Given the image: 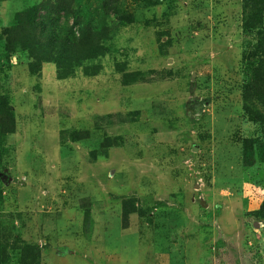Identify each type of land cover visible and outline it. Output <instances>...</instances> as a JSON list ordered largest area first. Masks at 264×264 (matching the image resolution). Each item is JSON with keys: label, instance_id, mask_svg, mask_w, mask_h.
I'll use <instances>...</instances> for the list:
<instances>
[{"label": "rangeland", "instance_id": "obj_1", "mask_svg": "<svg viewBox=\"0 0 264 264\" xmlns=\"http://www.w3.org/2000/svg\"><path fill=\"white\" fill-rule=\"evenodd\" d=\"M46 2H0V30ZM82 8L93 60L13 58L0 76L14 118L0 133L2 264L21 243L39 264H264V164L241 161L260 135L241 96L242 1Z\"/></svg>", "mask_w": 264, "mask_h": 264}, {"label": "trees", "instance_id": "obj_2", "mask_svg": "<svg viewBox=\"0 0 264 264\" xmlns=\"http://www.w3.org/2000/svg\"><path fill=\"white\" fill-rule=\"evenodd\" d=\"M3 1L12 0H0ZM133 1L143 8L161 3V0ZM241 1L242 32L246 37L252 38L245 43L242 53L245 73L241 96L244 106L256 114V121L260 126L258 137L242 141V165L249 168L264 164V0ZM47 2L49 3L48 6L45 4L47 9L44 6H32L17 14L13 25L0 30V76L3 75L4 66L10 67L9 63L13 58L17 59L16 64H20L22 60H32L37 64L55 63L57 67L70 64L84 54L86 56L84 60L94 59L90 37L98 38L99 35L96 29L91 34V23L82 8L84 0H73L74 11L68 10L71 4L69 0H47ZM41 12L45 13L41 14ZM75 27L77 39L73 32ZM10 111L7 101L0 94V133L5 135L12 134L14 129V118ZM97 154L98 151L94 155ZM85 201L87 203H82L81 206L86 210L84 231L88 233L91 231L88 207L90 199L85 198ZM129 206L127 203L122 206L123 225L128 222L127 216L136 211L134 207ZM262 208L263 210L260 208L257 212L259 217L264 218V205ZM6 244L8 243L4 239H0V264L8 262V251L3 249L6 248ZM21 244L22 246L14 249V252H18L19 264H39L41 249L37 245Z\"/></svg>", "mask_w": 264, "mask_h": 264}, {"label": "water", "instance_id": "obj_3", "mask_svg": "<svg viewBox=\"0 0 264 264\" xmlns=\"http://www.w3.org/2000/svg\"><path fill=\"white\" fill-rule=\"evenodd\" d=\"M5 179H6V183L7 182L9 183L11 181V177H9V176H7Z\"/></svg>", "mask_w": 264, "mask_h": 264}, {"label": "flooded vegetation", "instance_id": "obj_4", "mask_svg": "<svg viewBox=\"0 0 264 264\" xmlns=\"http://www.w3.org/2000/svg\"><path fill=\"white\" fill-rule=\"evenodd\" d=\"M2 174H4V173H2ZM2 174L0 173V179H1V180L4 179V177H3Z\"/></svg>", "mask_w": 264, "mask_h": 264}]
</instances>
